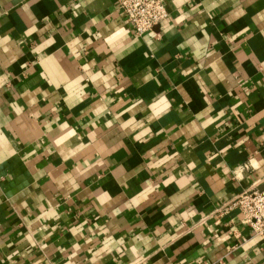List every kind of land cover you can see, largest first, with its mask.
Instances as JSON below:
<instances>
[{
	"label": "crops",
	"instance_id": "obj_1",
	"mask_svg": "<svg viewBox=\"0 0 264 264\" xmlns=\"http://www.w3.org/2000/svg\"><path fill=\"white\" fill-rule=\"evenodd\" d=\"M163 2L0 0V264H264V0Z\"/></svg>",
	"mask_w": 264,
	"mask_h": 264
},
{
	"label": "built area",
	"instance_id": "obj_2",
	"mask_svg": "<svg viewBox=\"0 0 264 264\" xmlns=\"http://www.w3.org/2000/svg\"><path fill=\"white\" fill-rule=\"evenodd\" d=\"M116 3L137 36L150 31L168 16L163 0H116ZM260 184L220 202L207 217L219 222L229 212L237 210L253 235H264V180Z\"/></svg>",
	"mask_w": 264,
	"mask_h": 264
}]
</instances>
